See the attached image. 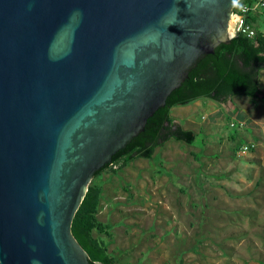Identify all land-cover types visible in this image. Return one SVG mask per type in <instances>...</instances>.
Listing matches in <instances>:
<instances>
[{"label": "water", "instance_id": "1", "mask_svg": "<svg viewBox=\"0 0 264 264\" xmlns=\"http://www.w3.org/2000/svg\"><path fill=\"white\" fill-rule=\"evenodd\" d=\"M236 1L0 0V264H91L71 223L94 172L229 42Z\"/></svg>", "mask_w": 264, "mask_h": 264}, {"label": "rangeland", "instance_id": "2", "mask_svg": "<svg viewBox=\"0 0 264 264\" xmlns=\"http://www.w3.org/2000/svg\"><path fill=\"white\" fill-rule=\"evenodd\" d=\"M258 18L264 28V16ZM197 100L169 111L195 131L191 144L169 139L150 159L115 164V172L105 169L91 179L101 184L96 218L110 236L93 234L119 262L264 264V151L237 157L236 134L249 135L248 121L231 127L238 119L216 110V101Z\"/></svg>", "mask_w": 264, "mask_h": 264}, {"label": "trees", "instance_id": "3", "mask_svg": "<svg viewBox=\"0 0 264 264\" xmlns=\"http://www.w3.org/2000/svg\"><path fill=\"white\" fill-rule=\"evenodd\" d=\"M253 0H240L251 3ZM248 20L255 17L248 15ZM254 35L248 37L238 34L229 42H221L212 53L204 54L189 69L180 85L166 97L165 104L156 109L147 118L143 129L133 136L124 147L112 155L111 162L94 172L93 177L105 169L115 172L113 165L123 166L135 158L150 159L155 149L169 139L191 144L195 132L175 123L169 111L172 106L185 105L198 98H209L224 102L234 95L256 98L260 93L259 75L264 69V31L254 26ZM102 187L91 181L76 210L71 223V231L79 244L87 252L92 264L99 261L104 264H126L117 261L108 252L106 240L99 234L110 236L107 225L96 218Z\"/></svg>", "mask_w": 264, "mask_h": 264}, {"label": "crops", "instance_id": "4", "mask_svg": "<svg viewBox=\"0 0 264 264\" xmlns=\"http://www.w3.org/2000/svg\"><path fill=\"white\" fill-rule=\"evenodd\" d=\"M259 16L260 15H254L255 20L253 21V24L254 26H257L261 31H264V28L262 27L263 21L258 18ZM259 89H260V93L256 98H249L247 96L238 98L236 96H240V95H234L226 99L224 102L216 101L219 105V107H217L216 110L220 111L221 108L223 107L225 114L232 117L233 119L237 118L238 119L237 122L248 121V124H250L249 135H247L248 133L239 131L236 134V136L237 135L241 136L239 137L241 139L238 140L239 142H236V144L238 147L243 143H252L253 144L252 150H254L253 154L255 153L256 155H258L260 151H264V102L260 99L264 97V69L260 70ZM194 101H195L194 105L196 106V104H198V100L196 99ZM193 110H195L194 106L191 108L190 111L186 112L187 113L186 120H189V117L191 116ZM173 121L179 123L177 120H174V118ZM182 127L185 128V126ZM188 129L191 128L188 127ZM208 146H209V141H206L204 146L205 152H209L207 148ZM194 155H198V152L195 154L193 153V157Z\"/></svg>", "mask_w": 264, "mask_h": 264}, {"label": "built area", "instance_id": "5", "mask_svg": "<svg viewBox=\"0 0 264 264\" xmlns=\"http://www.w3.org/2000/svg\"><path fill=\"white\" fill-rule=\"evenodd\" d=\"M262 15L264 16V0H253L251 3H240L237 0L232 7L230 14V26L228 27V36L232 38L238 34H243L248 37L254 35L255 28L253 21L248 20V15ZM241 126L242 122L231 121V127L235 125ZM253 147L252 143H243L235 149V155L241 157L246 155Z\"/></svg>", "mask_w": 264, "mask_h": 264}]
</instances>
